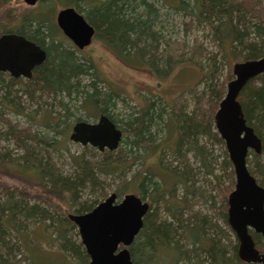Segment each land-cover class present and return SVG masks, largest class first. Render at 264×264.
Returning a JSON list of instances; mask_svg holds the SVG:
<instances>
[{
	"label": "trees",
	"instance_id": "trees-1",
	"mask_svg": "<svg viewBox=\"0 0 264 264\" xmlns=\"http://www.w3.org/2000/svg\"><path fill=\"white\" fill-rule=\"evenodd\" d=\"M7 1L0 0V14L5 12L0 18V33L18 24L10 12L5 11ZM89 1L92 5L85 3L87 8L84 9V17L95 28V38L102 40L126 65L142 66L144 49L156 43L153 27L158 12L152 4L147 0ZM156 1L175 11L194 16L197 22L205 24L217 48L222 51L224 45H228L230 52L237 56L236 61L264 57V6L259 0ZM47 4L40 3L39 6H49ZM33 10L29 9L27 16H23L27 11L20 15L18 30L40 46H45L46 59L43 64L34 68L31 78L24 82L7 78L0 73V106L5 100H18V93L28 94L30 98L37 95L38 99L50 96L63 113L48 112L45 127L54 135L61 134L62 137H65L71 126L66 124L69 111L65 100H78V108L87 110L88 116L104 114L114 123L110 114L114 107V95L112 92L98 90L97 83L100 79L91 60L75 56L62 41L56 40V33L60 32L52 23L53 8H47L50 13L48 17L41 16L40 10ZM210 60L209 73L202 75V78H209L205 83V91L201 96L195 97L194 107L190 112H186L185 106L175 101L167 112L171 116L169 124V119L163 120L165 108L154 105L151 101L139 110L137 117H130L123 127L119 128L114 123L122 132L119 145L123 143L131 150L155 155H158L160 148L153 143L152 129L154 132L172 129L176 135L172 154L180 159L182 165V168L177 166L158 170L160 163L158 167H144L143 164L130 180L123 181L116 187L115 194L118 199L135 190L137 196L149 203V209L143 218V227L128 247L133 264H247L237 256L236 238L233 242L231 234H226L213 222L221 220L231 232L226 222V200L234 187L232 165L223 150L224 158L219 164L221 175L214 174L210 157L205 148L199 145L200 138L207 143L221 146L224 144L214 127V115L224 96L223 85L216 79L219 71L216 55ZM188 61L192 62L191 58ZM196 65L201 66L199 63ZM232 76L228 73V80ZM237 100L246 124L253 128L256 136L262 138L264 146V73L246 82ZM0 120L7 127V131L0 133V136L11 137L17 148L22 150V154L13 162L14 165L32 172L35 184L41 194L45 195L43 199L41 194L35 195L41 201L30 205L27 199L13 198L6 190V200L0 203V264H10L2 258L3 251L9 256L12 251V247L5 241L7 230L15 232L13 234L16 236L17 228L26 221L40 224L54 218L61 219L59 227L54 229L59 251L71 264H87L88 256L81 244L69 239V231L75 226L67 219V215L83 214L92 210L100 201L90 204L81 202V192L87 188L92 193L101 190L99 194L102 199L106 198L103 182L98 176H125L126 170L137 157L128 158V152L122 147L117 151L100 152L101 159L95 163L83 154L74 155L71 156L74 170L71 174L64 175L55 166L48 152L54 136H40L29 132L28 128L21 129L9 124L2 117ZM79 121L81 120L77 119L74 123ZM188 153L205 174L214 179L212 188L218 195L217 202L210 193L202 194L193 189V184L190 183L191 171L186 162ZM248 157H251L253 166V170L248 169L250 174L264 188L261 158L252 152L248 153ZM178 184L184 191L180 199L176 196ZM191 197L199 198L212 215L207 217L194 210L193 203L196 200L191 203ZM251 236L257 250L263 253L262 237L253 232ZM15 259L16 256L12 255L15 264H21V260Z\"/></svg>",
	"mask_w": 264,
	"mask_h": 264
},
{
	"label": "rangeland",
	"instance_id": "rangeland-1",
	"mask_svg": "<svg viewBox=\"0 0 264 264\" xmlns=\"http://www.w3.org/2000/svg\"><path fill=\"white\" fill-rule=\"evenodd\" d=\"M259 1L264 6V0ZM87 2L46 0L47 5H49L46 8L51 7L54 9L52 23L55 25V15L60 9L72 7L84 15V9L87 8L86 4L92 5L91 1L87 0ZM147 2L152 4L158 12V18L153 27L156 43H152L150 47L144 49V55L141 59L142 66L140 67L128 66L120 61L112 49L98 37L92 41L89 47L78 52L61 33H56V40L62 41L63 45L68 47L75 56L91 60L96 68L95 73L100 79L97 83L98 90L113 93L114 107L110 114L114 123L119 128L123 127V124L130 117H137L139 110L151 101L154 105H162L165 108L163 120L167 121L169 119V124H171V116L167 112L175 101L183 104L186 112H190L194 107L195 97L201 96L205 91V83L209 78H202V75L209 73L211 68L210 58L213 55H216V61L219 64L216 79L223 85V95H225L226 85L233 79L231 74L232 66L239 62L236 61L237 56L230 52L228 45H224L222 51L217 48L216 43L211 37L209 28L205 24L197 22L194 16L175 11L156 0H147ZM46 8L38 5L33 9L39 11ZM27 10L28 7L22 0H8L5 8V11L10 12L9 14L14 18L20 17ZM3 13L5 12L0 14V18H2ZM143 46L146 45H141V47ZM189 58H191L193 63L188 61ZM197 63L201 66H197ZM228 73L232 76L230 80H228ZM84 81L85 78L83 79ZM189 89L191 90L189 91ZM16 98L18 100L13 99L10 102L5 100L1 104L0 118L8 120L9 124L15 125L18 128H28L29 132L40 136L48 138L54 136V142L48 148V152L51 154L53 163L61 173L68 175L73 172L74 165L71 161V156L83 154L93 163L101 159L100 152L95 148L90 146L82 147L69 140L71 128L77 119L95 123L99 114L90 117L87 110L78 108V100H65L64 102L67 104L66 106L69 111L66 124H70L71 126L66 132L65 137H62L61 134L54 135L45 127V118L48 116V112H54L55 114L59 112L63 113L50 96L38 99L37 95L30 98L28 94L18 93ZM203 99H206V97ZM6 131V125L0 120V133ZM152 138L153 143L155 145L158 144L160 148L158 149V155L137 152L134 149L131 150L129 146L123 143L119 145L118 148L122 147L128 152V158H137L133 159L134 162L126 170L125 176H121L120 174L98 176L99 180L103 182V192L107 196L115 193L116 187L121 182L130 180L132 175L142 168L141 165L143 164L144 167H155L160 163L158 170L163 168L171 169L177 166H181L180 168H182L180 159L172 154L175 148V132L172 129H162L161 131L154 132L152 129ZM199 145L205 148L207 155L210 157L214 174L221 175L219 164L224 158L223 150L227 155L224 144L221 146L220 144L207 143L203 138H200ZM21 154L22 150L17 148L11 137L0 136V203L6 200V190L7 194L13 195V198L27 199L30 205L41 201L35 198V195L41 194V191L33 180L32 172L24 171L13 163ZM250 160L251 157H248L249 162L247 166L248 169L253 170ZM186 162L191 171L190 183L193 184V189L198 190L202 194L210 193L215 197V201L217 202L218 195L212 188L214 184L212 176L205 174L204 170L198 166L189 153L186 155ZM260 165L264 167V149ZM176 190L177 198L183 197L184 191L179 184ZM100 191L97 190V192L92 193L87 188L81 192L80 201L87 202L88 204L94 201L102 202L105 198L102 199V196L99 194ZM128 193L137 195L135 190ZM40 197L41 199L45 198L44 193ZM194 199L196 200L195 202ZM194 199L191 197V203L194 202V210L204 216L210 217L212 213L208 207L199 198L196 197ZM53 220L40 224L26 221L22 226L17 228L16 236L13 234L15 232L12 233L10 230H7L5 241L9 244V247H12V251L10 252V256L6 254V251H3L2 258L6 259L10 264H15L12 260V255L16 256L15 261L21 260V264H71L70 260L59 251L56 233H54V229L59 227L58 224L61 219L57 218L56 220L54 218ZM213 222H216L226 234H231L232 237L230 238L234 242L235 237L232 231H228L221 220H213ZM68 235L72 242L76 244L80 243L76 227L71 229Z\"/></svg>",
	"mask_w": 264,
	"mask_h": 264
},
{
	"label": "water",
	"instance_id": "water-1",
	"mask_svg": "<svg viewBox=\"0 0 264 264\" xmlns=\"http://www.w3.org/2000/svg\"><path fill=\"white\" fill-rule=\"evenodd\" d=\"M37 1L23 0L28 6ZM55 20L77 50L91 43L94 27L74 8L61 9ZM45 59L46 52L22 36H0V72L29 79L32 69ZM262 73L264 57L235 63L233 79L227 83L214 115L215 131L224 143L234 174V187L226 200V222L238 242L237 256L247 264H264V252L257 250L251 236V232L258 234L264 242V188L247 166L248 153L260 154L261 141L246 124L237 98L246 82ZM121 139V130L104 114L95 123H74L69 135L71 142L99 152L115 151ZM148 209L149 204L135 194H125L118 200L111 193L89 212L68 214L67 219L78 230L88 264H133L128 247L142 229Z\"/></svg>",
	"mask_w": 264,
	"mask_h": 264
},
{
	"label": "flooded vegetation",
	"instance_id": "flooded-vegetation-1",
	"mask_svg": "<svg viewBox=\"0 0 264 264\" xmlns=\"http://www.w3.org/2000/svg\"><path fill=\"white\" fill-rule=\"evenodd\" d=\"M23 1V0H22ZM44 1V2H43ZM24 3V2H23ZM40 3H46V0H38L37 1V3L35 4V5H33V6H28V5H26L25 3V5L28 7V10H27V12L26 13H24V15L23 16H27L28 14H29V9H33L35 6H38ZM46 8V7H45ZM65 8H72V7H64V8H62V9H65ZM75 9V8H74ZM61 10V9H60ZM59 10V11H60ZM76 10V9H75ZM40 12H42V13H40V15L41 16H44V17H48V16H50V13H49V11H47V8L46 9H43V10H40ZM57 14V13H56ZM81 14V13H80ZM84 16V15H83ZM55 18H56V15H55ZM19 20H20V18L19 17H16L15 18V21L19 24ZM54 22H55V25H56V28L58 29V31L63 35V33L61 32V30L57 27V24H56V20L54 19ZM18 24L17 25H13V26H11L10 28H9V30H3V31H1V33H0V36H2V35H7V34H10V35H16V36H22L24 39H26L27 41H29V42H31V43H33V44H35L36 46H39L42 50H44L45 52H46V49H45V46H40L39 44H37L34 40H32L30 37H28L27 35H25V34H21L20 32H19V30H18ZM54 24V23H53ZM17 27V28H16ZM94 30H95V28H94ZM95 34H96V30L94 31V35H93V37H92V39H91V43H92V41L95 39ZM64 36V35H63ZM65 37V36H64ZM66 38V37H65ZM67 39V38H66ZM67 41L71 44V46H73L74 48H75V46L72 44V42L70 41V40H68L67 39ZM91 43L87 46V47H89L90 45H91ZM87 47H84L82 50H84V49H86ZM76 49V48H75ZM77 50V49H76ZM82 50H77L78 52H80V51H82ZM46 56H47V52H46ZM34 68H36V67H34ZM34 68L32 69V71H31V76H32V73H33V71H34ZM3 76H5V77H7V78H12V79H17V80H21V81H25V80H28V79H26V78H23V77H17V78H14V77H12L8 72H0ZM31 76H30V78H31ZM29 78V79H30ZM258 137V136H257ZM259 139H260V141H261V152H260V154H256V156H259L260 158H261V155H262V153H263V149H264V146L262 145V138H260V137H258ZM127 194H133V193H127ZM137 196V195H136ZM139 197V196H138ZM118 199V198H117ZM119 200V199H118ZM143 201H145V202H147L146 200H143ZM148 203V202H147ZM149 204V203H148ZM80 244H81V242H80ZM82 246V245H81ZM83 247V246H82ZM84 249V248H83ZM85 251V250H84ZM88 262H89V257H88ZM88 264V263H87Z\"/></svg>",
	"mask_w": 264,
	"mask_h": 264
},
{
	"label": "bare ground",
	"instance_id": "bare-ground-1",
	"mask_svg": "<svg viewBox=\"0 0 264 264\" xmlns=\"http://www.w3.org/2000/svg\"><path fill=\"white\" fill-rule=\"evenodd\" d=\"M112 122V121H111ZM116 126V125H115Z\"/></svg>",
	"mask_w": 264,
	"mask_h": 264
}]
</instances>
